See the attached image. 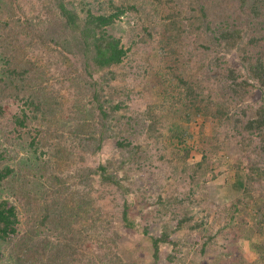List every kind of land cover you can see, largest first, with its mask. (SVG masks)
Listing matches in <instances>:
<instances>
[{"label":"rangeland","instance_id":"obj_1","mask_svg":"<svg viewBox=\"0 0 264 264\" xmlns=\"http://www.w3.org/2000/svg\"><path fill=\"white\" fill-rule=\"evenodd\" d=\"M68 1L82 18L87 9L104 12L108 4V0ZM252 1L246 0L244 9L242 0H173L176 19L182 11V25L170 32L164 24V7L152 17L128 11L109 25L108 32L121 38L128 53L112 68L110 83L100 86V102L109 112L104 124L80 38L66 25L54 0H16L13 12L29 25L18 38L35 62L31 75L59 102L53 106L55 114L43 119L42 111L36 113L26 105L23 93L0 95V153L6 157L2 163L13 167L20 180L14 189L9 183L0 184L4 189L0 201L15 204L18 216L17 233L0 239V264H119L121 260L152 264L153 238L166 233L175 244H160L157 264H264L254 245L264 240V230L258 228L264 177L246 176L252 164L264 168L259 150L264 128L254 132L243 128L264 103V89L246 86L243 96H237L226 77L230 68L252 82L244 50L250 61L264 55L259 53L264 52V4L255 20L248 8ZM0 3V21L14 19L8 12L11 1ZM197 3L207 4L206 20L212 29L189 24L186 16L192 13L191 4ZM222 26L233 29L230 38L214 37L213 29ZM176 32L178 39L173 38ZM253 35L263 37L259 46H248ZM3 61L0 56V73L6 67ZM74 67L77 72L70 73ZM90 68L100 80L103 73ZM173 68L203 96L211 95L227 108L232 121L217 122L204 115L186 118L184 89L168 75ZM78 103L86 107L85 115L78 113ZM25 110L27 125L21 126L15 116L22 117ZM150 116L155 126L148 124ZM239 117L242 122L235 125ZM82 122L91 125L77 126ZM108 128L115 134L97 148L87 130H97L99 136ZM120 140L127 145L120 146ZM57 147L66 150L62 161L51 158ZM184 147L191 148L187 156ZM204 152L206 163L198 166ZM101 165L116 181L104 179L98 171ZM83 175L89 179L83 181ZM81 197L88 199L93 211L83 226L77 221L83 233L75 246L78 258L66 263L60 259L59 231L49 227L37 231L38 220L48 208L62 210L64 199L77 205ZM126 204L134 226L124 221ZM27 241L35 244L29 254L24 251L32 246Z\"/></svg>","mask_w":264,"mask_h":264},{"label":"trees","instance_id":"obj_2","mask_svg":"<svg viewBox=\"0 0 264 264\" xmlns=\"http://www.w3.org/2000/svg\"><path fill=\"white\" fill-rule=\"evenodd\" d=\"M11 3L9 5V16L14 19L3 20L0 21V56L2 57L3 62L5 63V69L3 73H0V95L3 97L8 96H20L23 93L22 99L26 97V105L29 108H34V112L42 111L43 119L46 116L55 114L54 104H58V100L53 95H47L44 86H42V81H37L34 75H31L32 70H34L35 62H32L30 58L26 56L27 51L24 45H22L20 39L18 38V34L20 31H25L26 28H29L27 22L23 21L21 17H16V12H13L15 9L14 3L16 0H10ZM56 7L58 8L59 13L64 19L66 25L76 34H78L80 38V42L82 43V51L84 54L86 71L88 70L89 75L93 77L92 82L90 83L94 86V94L93 98L98 102L97 109H99L101 116L103 117L105 124L106 119L109 116L108 110L105 108L104 103H101V95L102 88L104 83H110L112 79V74H114L113 67L122 63L128 53V49L122 44V40L120 37L114 36L108 32L107 27L113 24L117 19H119L126 12H140L141 15L149 16L155 15V11L164 7L166 9L163 19L165 28L169 31L171 28L175 30L179 29L182 19V11L178 15V19H176V10L173 6V0H108V4L106 6L107 10L104 12L95 13L91 8L86 10V16L82 18L78 11L70 6V1L68 0H54ZM243 4L240 6L244 8L248 3L246 0H242ZM1 4V3H0ZM262 4H264V0H253L252 3L248 5V8L251 10V14H253V19L257 20L261 15ZM192 13H190L187 17L189 20V24L194 26L197 24L199 27L211 28V22L206 20L209 15V10L206 8L207 4L205 3H197L196 5L191 4ZM245 9V8H244ZM174 10L175 12H171ZM11 21L14 22V25H11ZM253 21V20H251ZM227 23V27H228ZM225 26L219 27L218 29H213L214 37L216 39H228L233 34V29L227 28ZM170 32V31H169ZM179 32L174 34L173 38L178 39L176 36ZM169 34V33H167ZM168 37H172L169 36ZM263 39V37H258L253 35L250 37L248 41V46L256 47L259 46V42ZM169 43V42H168ZM164 53L167 54V49L164 48ZM259 53H264L263 51ZM2 54V55H1ZM256 57V58H255ZM254 57V61H250L251 59L248 55V52L244 50V59L245 63L249 66V71L253 77L252 82L247 78L241 79V73L237 72L234 69H228L227 78L231 80V86L234 94L237 96H243V92L246 91V86L259 85L264 89V55L257 54ZM66 59L69 60L70 66L73 65L71 59L66 56ZM172 61H174L172 59ZM91 65L97 71L103 73L100 80L94 78L93 71H91ZM73 67V66H71ZM76 67V66H75ZM73 69V72H77L78 68ZM169 77L171 81H175L176 86L181 90H183L182 97L186 101V118L190 119L193 115H204V117H211L215 119L217 122H223L228 120V122L232 121V118L227 112V108L220 104V102H215L211 95L203 96V92L197 90L194 83L190 84L188 80L184 78L183 75H180L175 71V69H171L169 72ZM75 80V78H72ZM99 86V88H98ZM35 87V88H34ZM37 88V90H35ZM241 91V92H240ZM264 91V90H263ZM27 93V94H25ZM202 96V97H201ZM264 99V94H263ZM107 102V101H106ZM114 107H119V105H114ZM78 113L84 114L86 111V107L83 104H77L76 106ZM3 114V109L0 106V115ZM28 113L26 110L23 111L22 117L15 116L17 123L21 126L27 125ZM37 116V114H36ZM49 121V119H48ZM242 122V118H235L234 124L238 125ZM83 124L84 127H89L91 124L88 122H82L77 126ZM148 124L151 126L156 125V120H154L151 116L148 117ZM245 131L254 132V131H262L264 128V103L258 111V114L255 118L247 120L245 125L243 126ZM93 129V128H91ZM154 129V128H152ZM89 139H93L98 142L97 148H101L103 146V142L106 140V137H112L115 132L112 129H102L99 132V136H97V130H87ZM51 135V134H50ZM45 140L44 137H42ZM38 138H34L32 141V145H36V141ZM184 141V140H182ZM120 146H125L127 143L125 141H119ZM186 156L189 155L191 150L190 147H184ZM259 150L261 157L264 159V140L261 141L259 145ZM66 150L63 148L57 147L56 152L51 153V158H55L56 160L62 161ZM203 159L198 162V166H204L208 157L204 152ZM5 154L0 153V184L2 182L4 184L9 183L11 187L14 189V182L20 181L16 176V171L10 165H5L2 161L5 160ZM21 168V167H20ZM98 171H102V175L104 179H110L112 181H116L115 178L106 173L107 168L103 165L98 167ZM33 172V170H32ZM34 174V173H33ZM35 175V174H34ZM249 179H260L264 177V168L252 164L249 170V173L246 174ZM17 178V179H15ZM88 175H83L82 180L87 181ZM4 184H2L4 186ZM1 185V186H2ZM7 185V184H6ZM12 189V190H13ZM0 190L4 189L0 187ZM11 190V192H12ZM77 205H73L70 200L60 202V205H63V209H46L38 220L39 226L37 229L33 226L32 230L36 229L37 231H42L46 227H49L53 231L58 230L60 240L58 245L59 251L61 253V260L66 263H71L78 258L79 249L76 248V243L79 242L80 236L82 233V228L78 229L77 221L82 222V226L84 221L89 220V214L92 213L93 208L89 207V201L86 197H81L76 202ZM264 203L261 207L262 215L259 216L258 222L260 226H258L259 230L263 232L264 230ZM128 205L125 207L124 221L128 226H134L135 223L129 220ZM233 219V216L231 217ZM18 216L16 211V205L11 203L8 199H2L0 201V239H8L11 238L15 233H17L18 227ZM48 225V226H47ZM30 238L32 234H29ZM251 237V235H249ZM252 238V237H251ZM251 238H249L251 240ZM173 242V240L169 237V234H162L160 237L153 238L152 245L154 247V257L155 261L152 264H157V258L159 257V249L160 244L162 242ZM31 241H27L29 244ZM256 249L258 250L260 260L264 263V240L260 242H254ZM32 246L28 247V249H24L26 253L29 254V251L33 249L34 243H30ZM119 260L122 258L120 255L118 256ZM82 259V258H81ZM119 264H136L135 262H125L121 260Z\"/></svg>","mask_w":264,"mask_h":264}]
</instances>
